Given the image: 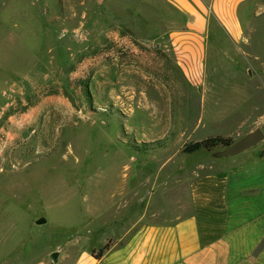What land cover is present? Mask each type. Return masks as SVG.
<instances>
[{"label": "rangeland", "instance_id": "obj_1", "mask_svg": "<svg viewBox=\"0 0 264 264\" xmlns=\"http://www.w3.org/2000/svg\"><path fill=\"white\" fill-rule=\"evenodd\" d=\"M183 1L0 0V203H13L0 264L52 257L77 232L97 246L106 220H135L164 194L186 203L193 186L264 160V139L230 157L194 146L264 133V0H242L237 40L200 4L194 79L171 44Z\"/></svg>", "mask_w": 264, "mask_h": 264}, {"label": "crops", "instance_id": "obj_2", "mask_svg": "<svg viewBox=\"0 0 264 264\" xmlns=\"http://www.w3.org/2000/svg\"><path fill=\"white\" fill-rule=\"evenodd\" d=\"M203 1H207L230 38L237 40L241 34L242 0H194V4L184 0L187 24L184 30L171 33V44L176 63L190 79L200 77L204 70L209 20L200 8ZM261 161L193 186L186 203L164 194L160 204L147 200L146 212L150 215L145 212L135 220H106L94 229L102 232L107 228L97 246L80 248L85 238L77 232L68 239L67 249L53 251L55 257L39 256L26 264H264V160ZM240 173L244 180L237 177ZM130 203L131 198L109 208H126ZM11 204L0 203V208L7 209L2 212V220ZM6 235L1 234L0 241L4 242Z\"/></svg>", "mask_w": 264, "mask_h": 264}, {"label": "water", "instance_id": "obj_3", "mask_svg": "<svg viewBox=\"0 0 264 264\" xmlns=\"http://www.w3.org/2000/svg\"><path fill=\"white\" fill-rule=\"evenodd\" d=\"M263 139L264 133L262 130L260 128H254L239 140L225 146L222 150L215 152L214 155L219 157L234 156L257 145Z\"/></svg>", "mask_w": 264, "mask_h": 264}, {"label": "trees", "instance_id": "obj_4", "mask_svg": "<svg viewBox=\"0 0 264 264\" xmlns=\"http://www.w3.org/2000/svg\"><path fill=\"white\" fill-rule=\"evenodd\" d=\"M233 143L232 139L229 136H209L195 143L194 146L203 147L206 149H211L217 145L227 146ZM55 257V253L52 254Z\"/></svg>", "mask_w": 264, "mask_h": 264}]
</instances>
